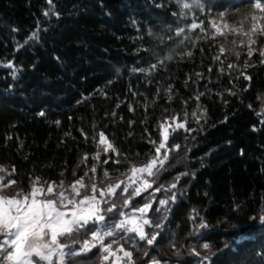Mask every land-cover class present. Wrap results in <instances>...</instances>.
Wrapping results in <instances>:
<instances>
[{
	"label": "trees",
	"instance_id": "trees-1",
	"mask_svg": "<svg viewBox=\"0 0 264 264\" xmlns=\"http://www.w3.org/2000/svg\"><path fill=\"white\" fill-rule=\"evenodd\" d=\"M255 3L0 0V166L8 179L25 192L36 177L66 189L83 179L80 198L93 183L99 197L121 181L105 172L146 163L160 125L186 122L191 131L168 129V148H180L151 176L153 187L123 209L151 202L145 232L156 240L117 231L105 243L132 252L125 264H264V12ZM100 132L116 152L98 147ZM120 191L107 198L123 205ZM104 255L92 248L65 264H112Z\"/></svg>",
	"mask_w": 264,
	"mask_h": 264
},
{
	"label": "snow or ice",
	"instance_id": "snow-or-ice-1",
	"mask_svg": "<svg viewBox=\"0 0 264 264\" xmlns=\"http://www.w3.org/2000/svg\"><path fill=\"white\" fill-rule=\"evenodd\" d=\"M49 3H51V0H49ZM190 7L191 5L188 3L182 4L184 9ZM254 7L264 12V3L261 0H256ZM44 15L47 16L49 13L45 12ZM221 16H223V13H221ZM252 19L255 21L257 17L253 16ZM189 27L194 30L199 25L193 23ZM251 31H257L255 24H253ZM183 32L184 29L179 28L176 34L180 35ZM217 32L223 34L220 29H217ZM260 32L264 34V27L260 29ZM149 34L151 35V33ZM29 39H38V32H33ZM25 43H27V40ZM251 43H255V41L252 40ZM220 51L223 53L225 50L221 48ZM188 55H191V53H188ZM249 55H251V52H249ZM167 59H172V57L168 56ZM216 59H219V57H216ZM155 67L156 65L151 66L153 69ZM228 67H232V65ZM133 71L143 72L146 70L134 69ZM40 115L43 116L44 113L41 112ZM195 115L193 113V116ZM160 128L162 129V139L155 147V154L148 163L140 167L132 166L130 169L132 175L128 178V183L120 181L115 185L109 184L106 188H100L99 197L96 195L97 185L95 183L91 185V195H84L82 198L77 199L81 196L80 190L86 187L83 179H77L66 189L63 181L59 185L55 182L42 184L39 177L33 180L27 193L21 191L14 196L7 197L2 194L3 190L16 183V181L10 179L3 182L4 177L0 176V264H65L66 257L85 254L90 252L92 248H99L103 253H106L103 256L105 261L109 260L110 257H116V260L120 261L122 258L117 256V252H122L123 257L131 262V251L125 250L123 246L113 250L112 243H115V241L105 243V239L115 236L117 231H122L125 234L134 233L139 240L152 245L158 233L149 236L144 230L145 225L151 226V221L145 218V214L151 208V202L145 203L139 208H132L131 214L126 213L123 209L128 208L132 200L140 196L143 191L153 187L154 181L149 182L145 179V174L148 177L155 176L169 160V152L180 148V145H174L171 149L168 148V129L163 124L160 125ZM176 128L191 131L186 127V122L178 123ZM175 130V128L172 129V131ZM152 143L155 144V141H152ZM99 145H105L103 149L105 153L108 151L116 152V149L103 132L99 133L98 147ZM162 149L164 150L163 155H161ZM116 154L119 155L118 152ZM87 158V154H85L83 159L87 160ZM99 158L100 153L97 152L93 159L99 160ZM115 162L119 163L120 161ZM104 163H108V161L105 160ZM4 171L6 170L0 166V172ZM12 171L14 172L15 169ZM91 171H96L95 166L92 167ZM104 175L107 177L108 173L105 172ZM176 179L179 180V177ZM121 185H123V188H121ZM133 185L136 186L133 187ZM170 187L175 188L176 185L172 184ZM130 188L133 190L129 194ZM117 189H121L120 196L123 197V205H118L107 198L116 196ZM155 190L159 191L160 188ZM50 196L54 198H48ZM159 203L165 205L167 201L161 200ZM102 205L108 206L102 207ZM117 212L120 219L108 223L107 214ZM136 213L140 215L137 216ZM260 220L264 223V215L260 217ZM155 227L160 228L161 225L156 224ZM199 227L207 228L209 226L206 223H201ZM80 234L89 236L90 239H85L82 242L75 239V236ZM62 238L68 242H61ZM77 244H79L78 250L75 247ZM227 246L228 242L225 241V247ZM202 247L209 250L211 245L205 243ZM65 249H68V251H65ZM193 251L195 252V249ZM196 255H199V253L197 252ZM208 260V256L202 258V262ZM153 264H158V262L154 261Z\"/></svg>",
	"mask_w": 264,
	"mask_h": 264
},
{
	"label": "rangeland",
	"instance_id": "rangeland-1",
	"mask_svg": "<svg viewBox=\"0 0 264 264\" xmlns=\"http://www.w3.org/2000/svg\"><path fill=\"white\" fill-rule=\"evenodd\" d=\"M164 127L167 128V129H169V128H175L176 125H175V124H172V125H166V126H164ZM163 152H164V150L162 149V150H161V155H163ZM153 156H154V155L150 156L149 159H148V161H149ZM148 161H146V163L138 162V164L136 165V167L143 166V165L147 164ZM2 167H3V166H2ZM3 168H4V167H3ZM4 169H5V168H4ZM109 173H110V174H109ZM109 173H108V176H107V179H108V180H118V179H120L121 181H124L125 183H128V182H129L128 178L132 175L131 172H130V170H128V171L126 170V171H124V172H121L119 169H115L114 171H110ZM8 174H9V173H7V172H5V171H4L3 174L0 173V176L4 177V181H3V182H7L8 180H10V179H8ZM144 178L147 179L149 182H151V181H150V178H151V177H148L146 174H145V177H144ZM119 182H120V181H119ZM116 183H118V182H116ZM135 186H136V185H133V187H135ZM82 189H83V188H82ZM82 189H81V190H82ZM130 189H132V188H130ZM69 190H70V189H69ZM81 190H80V191H81ZM21 191H23L24 193H27V192H25L22 188H18V186H16L15 183H14V184H11L10 187L4 189L2 194H3L4 196L11 197V196H14L17 192H21ZM57 191H59V189H57ZM143 192H145V191H143ZM143 192H142V193H143ZM48 198L51 199V198H54V197L50 196V197H48ZM77 199H80V197H77ZM150 209H151V208H150ZM150 209H149L148 212L145 214V218H146V219H148L147 215H148ZM128 213L131 214V212H128ZM136 215L139 216L140 214H139V213H136ZM148 220H149V219H148ZM146 226H148V225H145V226H144V230H145ZM65 251H67V250L65 249ZM117 256L121 257L122 259H121L120 261H117V260H116V257H110V258L112 259V264H125L126 261L128 260L127 258H124V257H123V253H122V252H117ZM110 258H109V259H110ZM107 261H108V260H107Z\"/></svg>",
	"mask_w": 264,
	"mask_h": 264
}]
</instances>
